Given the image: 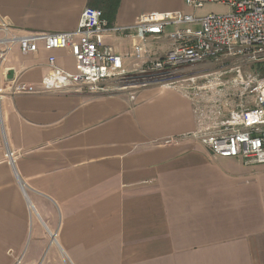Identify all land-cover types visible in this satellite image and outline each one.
Instances as JSON below:
<instances>
[{
    "label": "crops",
    "instance_id": "1",
    "mask_svg": "<svg viewBox=\"0 0 264 264\" xmlns=\"http://www.w3.org/2000/svg\"><path fill=\"white\" fill-rule=\"evenodd\" d=\"M87 7L117 27L192 13L183 0H0V18L19 34L68 33ZM130 33L104 43L124 58ZM148 41L154 57L171 50L164 36ZM50 57L75 72L69 50L42 48L12 49L0 72L37 86ZM195 130L191 100L173 88L5 95L0 264H264V165L211 155Z\"/></svg>",
    "mask_w": 264,
    "mask_h": 264
},
{
    "label": "built area",
    "instance_id": "2",
    "mask_svg": "<svg viewBox=\"0 0 264 264\" xmlns=\"http://www.w3.org/2000/svg\"><path fill=\"white\" fill-rule=\"evenodd\" d=\"M192 13L181 11L140 16L133 27L109 25L98 9L85 8L77 28L68 33H17L0 18V67L17 48L22 55L69 50L75 59L70 73L48 59L49 72L37 86L9 81L0 72V100L5 95L66 93L113 97L166 87L180 90L192 102L196 130L191 137L211 155L236 159L244 166L264 165V0H183ZM227 8L222 15L197 16L206 4ZM170 29V31H167ZM133 42L122 58L104 43L105 36L129 37ZM167 31V33H166ZM164 36L171 50L151 54L150 37ZM123 60H132L131 70ZM217 70L203 76L200 88L177 74L200 65ZM194 91V92H193ZM202 91V92H201ZM7 160L12 153L7 152Z\"/></svg>",
    "mask_w": 264,
    "mask_h": 264
},
{
    "label": "rangeland",
    "instance_id": "3",
    "mask_svg": "<svg viewBox=\"0 0 264 264\" xmlns=\"http://www.w3.org/2000/svg\"><path fill=\"white\" fill-rule=\"evenodd\" d=\"M226 12H227L226 7L215 3L212 5L206 4L203 9L197 10V15L198 16H206V15L211 14V13L215 14V15H222V14H225ZM215 70H217L216 66L211 65V64H205V65H200V66L185 70L183 72H180L179 74H177V77H179L180 79H186V80L193 78L194 81L192 83L191 82L182 83L183 88H185V86H187V87L190 86V87L197 89V88L202 87L205 83L203 76L206 74H209ZM261 75H264V72H261Z\"/></svg>",
    "mask_w": 264,
    "mask_h": 264
},
{
    "label": "trees",
    "instance_id": "4",
    "mask_svg": "<svg viewBox=\"0 0 264 264\" xmlns=\"http://www.w3.org/2000/svg\"><path fill=\"white\" fill-rule=\"evenodd\" d=\"M103 17L108 21L109 25H111V21H112V19L106 17V16L104 15V13H103Z\"/></svg>",
    "mask_w": 264,
    "mask_h": 264
}]
</instances>
